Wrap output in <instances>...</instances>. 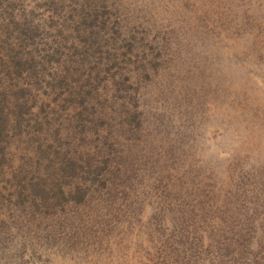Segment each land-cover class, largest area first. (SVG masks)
I'll use <instances>...</instances> for the list:
<instances>
[{
  "label": "rangeland",
  "instance_id": "374dc122",
  "mask_svg": "<svg viewBox=\"0 0 264 264\" xmlns=\"http://www.w3.org/2000/svg\"><path fill=\"white\" fill-rule=\"evenodd\" d=\"M0 264H264V0H0Z\"/></svg>",
  "mask_w": 264,
  "mask_h": 264
}]
</instances>
